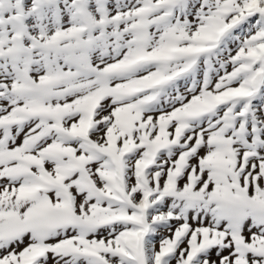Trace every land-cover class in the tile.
I'll list each match as a JSON object with an SVG mask.
<instances>
[{
    "label": "snow or ice",
    "instance_id": "obj_1",
    "mask_svg": "<svg viewBox=\"0 0 264 264\" xmlns=\"http://www.w3.org/2000/svg\"><path fill=\"white\" fill-rule=\"evenodd\" d=\"M0 264H264V0H0Z\"/></svg>",
    "mask_w": 264,
    "mask_h": 264
},
{
    "label": "rangeland",
    "instance_id": "obj_2",
    "mask_svg": "<svg viewBox=\"0 0 264 264\" xmlns=\"http://www.w3.org/2000/svg\"><path fill=\"white\" fill-rule=\"evenodd\" d=\"M165 235H167V233H165Z\"/></svg>",
    "mask_w": 264,
    "mask_h": 264
}]
</instances>
